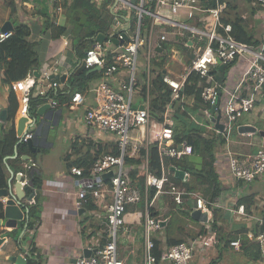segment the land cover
Instances as JSON below:
<instances>
[{
	"label": "built area",
	"instance_id": "2783aa9c",
	"mask_svg": "<svg viewBox=\"0 0 264 264\" xmlns=\"http://www.w3.org/2000/svg\"><path fill=\"white\" fill-rule=\"evenodd\" d=\"M41 1L47 6L50 16L63 13V4L66 0ZM116 1L135 10L137 18L132 26L117 33L109 30L108 36L102 41L95 39L76 50L79 56L77 75L82 77L87 71L99 67L102 75L98 84H90L84 93L73 92L65 104H60L54 98L48 99L45 104L49 110L61 109L63 105L69 111L82 109L86 128L91 130V134L109 135L111 140L107 144L108 151L112 148L115 150L114 154L106 152L98 156L87 174H84L81 168L74 166L70 168V174L77 179L79 185L74 211L81 210L89 197L95 198L97 205L105 210L104 244L97 248L87 247L90 255L79 257L75 264H123L118 251L121 233L126 232L123 215L129 206L141 202H143L141 215L143 256L140 264H162L166 261L189 264L195 249L207 247L215 242L214 232L170 246L161 254L158 262L152 254L154 248L152 236L160 228V222L164 221V218L151 213V208L159 195L169 196L176 204L193 201L194 209L205 211L208 215L214 208V203L208 202L194 191L191 185L185 184L190 178L187 172L183 171L184 180L181 184H176L172 180L174 174L171 168H179L174 162L193 153L191 145L186 142L174 143L173 124L176 108H173V105L179 100V107L185 110L183 107L185 83L192 73L199 75L206 82L200 94L205 107L200 109V112L202 118L208 122L200 123V126L214 130V125L210 122V109L214 107L215 114L220 112L221 115L220 122L224 125L222 132L227 134L240 116L261 107L264 96V40L253 45L234 38L231 35V26L221 21L223 4L218 3V0L216 6L211 8L204 7L206 0H138L137 5L129 0ZM255 3L264 7V1ZM203 14L213 21L209 31L202 28ZM180 15H183L185 21L175 19ZM53 23L58 25L57 17L53 19ZM173 28H177L181 36L183 32L179 29L189 32L185 38L177 40L189 50L187 56L189 62L186 64L174 59V55L178 54L181 55L180 59L185 57L174 46L170 48L171 60L182 68L176 73L167 71L164 66L161 75H158V79L169 88L170 93L169 103L159 116L151 111L150 106L151 54L152 48L156 51L164 42H177L168 38V33L172 32ZM12 34V30L4 32L0 26V43ZM113 40L121 44H114ZM63 43L66 44L65 38ZM139 55L142 57L140 65ZM108 57L110 63L107 64ZM236 60L244 62L245 67L238 82L229 88L218 80L215 71L224 66V70L219 71L224 73L227 66ZM61 73L60 67L53 65L45 67L37 78L28 75L25 79L9 85V90L18 95L16 112L18 118L27 117V123H31L32 119L28 116L30 98H43L49 92L56 93L57 88L61 86L56 76L60 77ZM139 98L144 101L137 104ZM189 114L187 113L188 116ZM48 123L51 125L52 122ZM40 137L36 127L30 126L27 128L25 126L22 134H16L19 142L32 141L33 145L34 140ZM225 139L228 143L227 135ZM152 144L157 146L161 171L159 176H155L149 166L148 153ZM38 149L42 150L40 147ZM226 152L233 180L246 184L264 175V145L243 159L234 157L228 148ZM125 159L142 161L143 190L132 185L125 176ZM108 171L112 172V176L104 181L101 175ZM20 176V183L24 188L28 185V179L24 173H20ZM151 189L154 193L150 198ZM0 200L5 204L7 198L1 197ZM237 211L242 215L243 206ZM258 224L263 226V230L256 237L251 234L247 237L261 245L264 244V216L259 218ZM229 245L239 249L240 241L235 239Z\"/></svg>",
	"mask_w": 264,
	"mask_h": 264
},
{
	"label": "trees",
	"instance_id": "16d2710c",
	"mask_svg": "<svg viewBox=\"0 0 264 264\" xmlns=\"http://www.w3.org/2000/svg\"><path fill=\"white\" fill-rule=\"evenodd\" d=\"M7 5L6 7L10 8L11 13H14V4L11 0H4ZM249 3L253 2H263L264 0H247ZM119 1L116 0H101L99 3L94 2L93 0H66L63 4V15L65 17L64 26L60 27L53 23V19L57 16H50L47 11L48 8L43 4L41 7L42 15V25L40 32L42 34H47L51 39L59 38L63 35L66 39V46L69 51L75 52L78 47L94 41L98 36L107 37L109 30L112 29V25L117 21L118 23L124 22V13L121 10H118L116 7ZM218 3H222L224 8L221 12V21L223 24H229L232 28L231 35L234 36L238 41L248 43V44H257L260 40L252 39L251 37L246 36L245 20L237 18L232 20L230 17L225 15V9L230 7L229 0H218ZM217 0H206L204 2V7H215ZM254 4V3H253ZM264 9V7H263ZM3 20V11L0 9V23ZM134 22V21H133ZM133 22H130L131 26ZM121 31L118 30L117 32ZM13 34L0 43V68L4 70L3 78L1 83L4 85H10L12 82L21 80L26 76H36L38 73V67L40 65L39 53L36 49L37 45L40 43V36L38 38H33L34 36L31 32V29L24 24L16 25L13 30ZM174 46L177 50L184 55L185 63L189 62L188 55L189 50L185 48L184 44L177 41L173 42H164L161 44L160 50L156 49V53L162 52L165 48H170ZM164 57V56H163ZM110 57H108L107 64L110 63ZM154 68L158 67L160 70L159 73L155 74L151 81L150 91L153 94V104L151 105V111L155 115H161L162 110L164 109L166 103L170 100L169 88L163 85L158 79V75H161L163 68L161 64L162 60L159 62L154 61ZM161 65V66H160ZM233 63L227 66L229 69ZM102 71L97 70L89 74H85L80 79L75 78L74 74H70L65 82L62 85V91L58 92H49L45 97H35L30 98L28 116L33 119L38 116V109L43 105L48 99L54 98L60 103H67L70 98V95L75 91H80L84 93L88 89V83L95 78L101 77ZM73 78V80H72ZM75 79V80H74ZM206 85L205 79L201 78L199 75L192 73L185 83L183 93L185 94V102L183 105L184 111L178 106L175 109L174 114V124H173V138L174 143L178 144L180 142H186L191 145L193 153L192 155H200L202 162L200 166L188 165L186 163L187 157L174 162L182 171H185L192 178L191 182H186L185 184L191 185L193 190L196 191L200 196L206 199L208 202H215V200L221 195L223 186L220 182L219 174L215 168V156L218 152V149L225 146L227 141L223 137L209 136L208 133L203 129L197 126H189L186 122L188 115V108L192 111H200L204 108L205 105L201 101V91ZM18 107L17 97L13 91H9L8 95V104H7V116L6 121L8 126L2 135H0V189L7 188V180L4 172V167L18 169L22 171V166L19 165L22 160V156H29L31 159H35V152L30 151L27 146V143L19 142L16 138V132L14 129V118L16 115ZM188 107V108H187ZM187 109V110H186ZM175 125V126H174ZM213 130V129H212ZM217 133L215 130H213ZM219 133V132H218ZM256 145L252 148L251 151L254 154L260 147L262 138L257 134H252ZM230 147V146H229ZM86 151H81L77 146V142L73 141L70 144V151H67L63 157L65 168L67 171H70L71 167L81 168L84 174H87L88 171L92 168L95 160L98 156L103 153L109 152L114 154V148L111 151L108 149L99 148L94 150V145L88 144L86 146ZM156 144H152L149 149L148 159L151 172L155 176L160 175V164L158 159V154L156 150ZM233 150V147H230ZM232 153V151L230 150ZM227 157V155H226ZM234 157L241 159L234 155ZM142 161L140 159H125V176L128 178L130 183L137 188L143 190L144 188V178H143V169L141 168ZM33 170V167H28L26 173L29 174ZM33 186L25 187V191L30 195L35 187H38L39 183L37 177H35V170L33 173ZM173 182L176 184H181V180L173 177ZM244 185V182H239ZM246 183L245 185H249ZM154 190L151 189L150 198L153 196ZM36 197V196H35ZM167 200V201H166ZM166 203V204H163ZM185 203V202H184ZM189 205V210H183V203L176 204L169 196L159 195L152 208L151 213L156 216H160V213L163 214V218H168V222L163 228H159L152 236L154 242V248L152 254L156 258V261H159L161 254L168 249L170 246L186 242L189 239H193L197 236H205L209 232H215L216 239L218 243L223 241V237L227 235L219 226L215 224L214 221H211L209 227L206 228L204 224L196 222L190 216V213L194 209L191 208V203L187 202ZM238 203L243 204V208L248 210L252 203L248 200L247 197H242L238 200ZM25 209V220L23 226L26 231H35L36 225L40 220V210L41 203L38 197L35 198L33 204L26 205L22 204ZM82 209L86 212L81 216L80 220V231L84 233L89 225H92V215L90 213L97 212L102 213L103 209L97 205L95 198L89 197L87 201L83 204ZM143 209V202L129 206V211ZM178 213L185 216L191 222L199 226V231L194 235H182L179 234L180 230L175 228V223H173V216ZM213 218L215 219V212L212 211ZM162 216V215H161ZM4 218L3 213V204L0 200V219ZM104 220V218H103ZM252 228V236L256 237L258 233L263 230V226H260L256 223ZM161 229H164L166 234L165 240L162 241L161 237L157 236V232ZM178 229V230H177ZM245 230V231H244ZM15 239L19 247H21V241L23 239L19 237V234L16 231L5 230L0 226V237H9ZM228 236V235H227ZM34 237V236H33ZM30 243L31 249H29L30 255L33 254L35 249V242L33 240ZM188 237V238H187ZM235 239H239L240 248L243 253L251 251L253 246V240L247 238L246 229H243L238 235L230 237L226 240L224 246L219 247L221 251L223 248H229V243ZM220 257H216L209 264H216ZM123 264H126V261H123ZM27 264H39L38 259L30 257L26 261Z\"/></svg>",
	"mask_w": 264,
	"mask_h": 264
},
{
	"label": "crops",
	"instance_id": "0c3cea01",
	"mask_svg": "<svg viewBox=\"0 0 264 264\" xmlns=\"http://www.w3.org/2000/svg\"><path fill=\"white\" fill-rule=\"evenodd\" d=\"M11 1L14 4V13H11L10 8L6 7L7 3L4 0H0V6H1L0 9L3 11V20L0 23V26L2 27L5 23L8 22L11 26V30H13V28L16 25L24 24L31 29V32L34 35L32 37L38 38L39 37L38 35L41 33L40 30L42 25V15L40 10H41V4L42 3L44 4V2L41 0H11ZM253 3L255 5L253 6L256 9H263V6L257 5L255 2ZM254 15L255 14H253V16ZM176 19L179 21H185L183 15H180ZM34 26L37 29L35 33H33L34 30L32 29ZM63 38L64 37L62 36V40ZM255 39L256 40L258 39L260 41L264 40V33L259 31L258 37ZM49 40L52 39L49 38ZM157 50H160V48H157ZM67 52L64 51L57 58L55 55H49V53H45V55L42 57L43 61H42V66L40 68L44 69L45 67H49L47 66L50 65L48 61L51 59H55L56 62H54L53 64L60 67L62 71L61 74H66V79H67V77L71 74V72L72 73L74 72L71 64H69V62L68 63L66 62ZM176 57L177 58L174 57V59L178 61L181 60L180 54L176 55ZM244 67H245L244 62L240 60H236L233 63V65L228 70L229 82L225 84L226 87L230 88L238 82ZM37 72L38 73L36 74V78L41 72L39 70V67ZM3 74H4V70L0 68V111L5 110L7 116L8 95L10 90H9V85H4L1 83ZM115 78L117 77L115 76ZM56 79L59 80V77L56 76ZM60 88L63 89V87L59 86L57 88V92L60 91ZM16 97L18 99L17 94ZM46 102L43 105L47 104ZM60 104H65V103H60ZM261 106H262V101H261ZM63 108H66V106L63 105V107L61 106V109H56V110L46 109L42 113V115L37 116V120L38 122H40L38 132L39 135H41V137L40 139L34 140L35 142L34 147L35 146L37 148L40 147L42 148V150L36 152L35 159L21 160L19 165L22 166V171L24 172V175L28 180H29V174L26 173L27 168L33 167V169L35 170V177H37V181L35 182H38L39 185L38 187H35L34 191L31 193L33 194L31 201H26L24 198L22 200V203L23 204L25 203L26 205L33 204L35 198L38 197L41 203L40 220L36 225V229L34 232L30 230L29 231L25 230L24 233H22V235L20 236L23 230V223L25 220V209L22 206L21 210L23 212V218L21 220L22 226L20 228H9V227L1 226V228L8 231L11 230L16 231V233L19 234V237L20 238L23 237V239L21 241V247H19L15 239L12 238L11 236L4 237V242L0 246V264H15V262L9 261L8 258L17 255H21L22 257L25 258V264H27L26 261L30 257H33L34 259H38L39 264H75L76 260L79 257L83 256V250L85 248L101 247L105 242L103 216L101 217L97 212L90 213V215H92L93 218L92 221L93 223L92 225L88 226V228L84 233H81L79 222L81 220L82 215L80 216L78 215V212L74 211V202L76 200V193L77 190L79 189L77 179L72 177L70 171H67V169L65 168V165H61L60 160H58L57 166H54V164H50L52 160H50L51 154L49 153L52 152L55 144L53 140H50L51 138L50 134L52 130H57V128L60 127L61 120L65 121L63 125L65 128L66 113L68 112L64 111ZM260 108L261 107L257 108V110ZM187 113L189 114L190 112L187 111ZM196 119L197 118H195L190 113L186 120L191 121L188 123L189 126H193V125L197 126L200 125V123H206L204 121L197 122ZM17 120H18V115H16L14 120L15 131L17 126L16 125ZM49 121L52 122L51 125H49L48 123ZM195 122H197L198 124ZM243 125H250V124L244 123ZM7 126H8L7 121L0 122V135L3 134ZM25 126L27 128L28 126H30V123L25 124ZM260 130L264 131V128H260ZM87 131L89 134H91V131H89V129H87ZM104 135L107 134H102L100 136H104ZM241 135L245 138H248V140H243V139L233 140V144L235 146L233 147L232 154L243 159L253 154L251 151V146L253 145L252 141L254 140V137L253 135L250 134H241ZM107 136L111 139L109 135ZM72 138H70V140ZM87 144L95 145L93 141ZM261 145H264V138H262L260 146ZM99 148L108 149L109 145L99 146ZM225 160L227 162V165L225 169L222 170L221 172L217 170V164L215 162V168L219 174L220 182L223 186L221 195L215 200V202H213L215 219L213 218L212 213H210L208 215V221L202 224H204V226L208 228L211 221H214L215 224L219 226L228 236L225 235L223 237V241L220 243H218L216 239L213 244L207 247L197 248V250H199L200 256L204 254H208V251H217L216 257L219 256L221 258L223 250H227L230 248L235 249L229 245L230 246L229 248L227 249L223 248L221 251L219 250V247L221 248V246H224L228 238L230 237L232 238L234 237V235H238V233H240L243 229H246L247 236L249 234L252 235V228L255 225H257L256 223H258L259 218L264 216V208H263L264 175L254 180L249 185L240 184L238 181L232 179L228 166V159L225 158ZM4 172H5L6 180H8L10 175L9 172L16 174L17 172H21V171H19L18 169L16 170L15 168L8 167V165H6L4 167ZM186 182L189 181L187 180ZM25 187H24V191H25ZM10 189H11L10 193L13 194L12 185ZM28 196L29 194L25 191V197ZM7 197L8 195L6 196V198ZM242 197H247L248 200L252 203V205L248 210L243 208V214L241 215L238 214L237 209L240 206H243V204L238 203V200ZM4 206L5 204H3V209ZM84 214H86V212ZM161 215L162 213H160V216ZM174 217L178 218L181 221L179 225L178 224L175 225V228L178 227V229L180 230L179 234L194 235L199 231V226L191 222L185 216L177 213V215ZM141 220L142 218L132 226L134 227L135 230L140 229V235L142 232ZM163 220L165 221V224L168 222V218H165ZM165 224L160 228H163ZM138 226H140V228H138ZM127 228L128 226L126 227V232L121 233L119 244L124 245L123 249L130 250V246L135 242V240H137V235L135 234V238H133V236H131L129 233L130 231H128L130 228L129 229ZM157 234L159 235V237H161L162 241L165 240L166 234L164 232V229H161L159 232H157ZM32 237L35 242V249L33 250V254L30 255L29 249H31L30 243L32 241ZM141 239H143V236ZM190 240L192 239L188 238L187 242H189ZM254 242L255 241H253V243ZM211 246H213L212 250H208L211 249L210 248ZM246 255L252 256L255 259H259L262 262V264H264V244L260 245L259 243L255 242L251 247V251L247 252ZM193 257L194 255L192 256V258ZM126 264L129 263L127 262Z\"/></svg>",
	"mask_w": 264,
	"mask_h": 264
},
{
	"label": "rangeland",
	"instance_id": "374dc122",
	"mask_svg": "<svg viewBox=\"0 0 264 264\" xmlns=\"http://www.w3.org/2000/svg\"><path fill=\"white\" fill-rule=\"evenodd\" d=\"M101 1V0H100ZM99 0H94V2L99 3ZM132 2V4L137 5L139 3L138 0H129ZM118 2V1H117ZM42 3V2H41ZM230 7L225 9V15L227 17H230L232 20H235L237 18L244 19L245 22V31H246V36L251 37L252 39H255L258 37L259 31L264 33V9H256L254 4L247 2L246 0H229ZM45 5V4H44ZM254 5V6H253ZM1 7V6H0ZM41 7H43V3L41 4ZM118 10H121L124 13V22L118 23L117 21L112 25V29L110 31H113L114 33H117L118 30L120 29H128V27L131 26L130 22L135 21L137 18L136 12L133 8L123 4L122 2L119 1L117 7ZM224 8V6H223ZM222 8V10H223ZM48 11V10H47ZM49 14V13H48ZM253 14H255L253 16ZM204 17L203 21L204 24L202 25V28L205 31H209L211 29V25L213 21L204 14L201 15ZM57 19L59 21L58 26L62 27L65 24V17L62 14L57 16ZM176 19V18H175ZM34 31L33 33L36 32L35 26L32 28ZM172 32L168 33V38L171 41L175 40H182L185 38V35H188L189 32L183 29H179V31L183 32V36H181L178 33L177 28L171 29ZM112 32V33H113ZM111 33V34H112ZM40 36V43L36 47L39 57H40V65H39V70L42 71L43 68H40L42 66V61H43V56L45 53H49V55H55L56 58L63 53L64 51L67 52V58L66 62L71 64L72 69L74 72L71 74H74L75 78L80 79L79 76L77 75V71L79 68V56L77 53L69 51L66 45H64L62 42V36L56 39L49 40V37L47 34H39ZM51 39V38H50ZM154 46V44H153ZM164 56V57H163ZM175 58L176 55H174ZM55 58V57H54ZM138 59L140 60L139 65L142 62V57L141 55L138 56ZM162 60V67L165 66V69L167 71H174L176 73H179L181 71V65L175 63L174 61L171 60L170 57V50L169 48H165L164 51L160 53H156L154 49L152 48V54H151V65H150V78L151 80L153 79L154 75L159 73L161 69L158 67L154 68L153 62H159ZM48 61V60H47ZM182 62H185V59L182 57L181 58ZM50 65H55L53 64L56 62L55 59H51L48 61ZM59 63V62H57ZM47 65V66H50ZM160 65V66H161ZM141 69L143 70L144 67ZM230 69V68H229ZM227 69L224 73H221L219 71H215L216 77L218 80L225 86L228 81V70ZM72 70V71H73ZM43 79V78H42ZM73 80V78H72ZM75 80V79H74ZM100 80V77L92 79L89 83L88 86L91 85H97L98 81ZM62 87V85H61ZM60 91H62V88H60ZM170 95V94H169ZM141 101H144L142 98H139L136 103L140 104ZM169 103V101L166 103V105ZM153 104V94L152 92L150 93V106ZM165 105V106H166ZM180 105V101H176L175 104L173 105V108H176L177 106ZM188 108V107H187ZM64 111H67L66 113V125L64 128V123L65 121L61 120L60 122V127L57 128V130H52L50 134V140H53L54 147L51 154L50 164H54V166H57L58 160H60L61 165H65L64 160H63V155L69 151L70 149V144L71 142H77V146L80 148L81 151H86V146L88 145L87 143L94 142V150L98 149L99 146H104L109 143L111 140L107 135L100 136L97 133L94 134H89L86 125L83 121V110L79 109L78 111H69L66 108H63ZM187 110V109H186ZM188 111L195 117L197 118L196 121H204L208 124V122L202 118L201 112L200 111H192L190 108H188ZM187 123L191 121H186ZM195 122V123H197ZM244 123L252 125L256 130H260V128H264V97L262 99V106L260 109H255L254 111H251L249 113H244L242 116L238 118L236 122H234L229 130V132L226 134V132H217L215 133L212 129L203 127L198 125L200 128H203L209 136H216V137H223L228 139V143L219 148L218 152L215 156V162L217 164V170L221 172L222 170L225 169L227 162L225 158L228 159V155L226 153V148L232 151L230 147H234L235 145L233 144V140L235 139H243V140H248V138L243 137L240 132L238 131L239 126L243 125ZM198 124V123H197ZM188 125V124H187ZM175 126V125H174ZM73 137V138H72ZM70 138H72L70 140ZM253 138V137H251ZM70 140V141H69ZM252 148L256 145L255 139L252 141ZM230 146V147H229ZM227 155V157H226ZM202 162V158L200 155H192L187 157L186 163L188 165H194V166H200ZM189 182L192 183V178L188 179ZM167 201V200H166ZM191 202V208H193L194 203L193 201ZM166 204V203H165ZM183 210H189L188 203H183ZM193 211V210H192ZM105 210L102 211V213H99V215L102 217L105 214ZM191 214V213H190ZM142 211L135 210V211H129L127 210L124 215V224L125 226L129 229L130 235L135 238V234L137 235V240L130 246V250L123 249L124 245L119 244V258L122 259L123 261L128 262L129 264H140L142 261V256H143V239L142 238V232L140 235V229L135 230L134 227H132L137 221H139L142 217ZM177 213L174 215L176 216ZM173 216L172 220L175 225H179L181 221L178 218H175ZM160 218H163L160 216ZM95 219V218H94ZM140 228V226H138ZM157 236H159L157 234ZM142 240V241H141ZM187 242V241H186ZM208 249V250H212ZM207 251V250H206ZM194 257L190 259L189 264H208L212 259H214L217 256V251H208V254L201 255L199 254V250L195 249L194 251ZM163 264H174V262L171 261H166ZM216 264H262V262L259 259H255L252 256L246 255L243 253L241 250H236V249H227L222 251V257L216 262Z\"/></svg>",
	"mask_w": 264,
	"mask_h": 264
},
{
	"label": "water",
	"instance_id": "95a60500",
	"mask_svg": "<svg viewBox=\"0 0 264 264\" xmlns=\"http://www.w3.org/2000/svg\"><path fill=\"white\" fill-rule=\"evenodd\" d=\"M2 31H8L11 30V26L10 24L7 22L5 23L2 27H1ZM104 39V37L102 36H98L96 38L97 41H102ZM114 44H121V42H117L116 40H113ZM99 67H96L90 71H87L85 74H89L91 72L97 71L99 70ZM224 70V66H220L219 67V71H223ZM66 79V74H61L59 77V81L61 84H63L65 82ZM48 109V105H43L38 109V115H42V113ZM210 122L213 123L214 125V130L218 131V132H222L224 125L220 122L221 120V115L219 114L220 112H218V114H215V108L211 107L210 109ZM6 121V111L5 110H1L0 111V122H5ZM28 122L27 117H20L17 120L16 123V134L20 135L23 133L24 129H25V124ZM40 125V122H38L37 118H33L30 126L31 127H36V129L38 130ZM91 131V130H89ZM238 131L240 132V134H255L257 133L260 137L264 138V131L262 130H256L252 125H241L238 128ZM27 146L30 149V151L32 152H39L40 150L38 148H34L33 142L32 141H28L27 142ZM22 160H29L31 159L29 156H22L21 157ZM174 174L175 178H178L180 180H184V172L182 170H180L179 168H171ZM9 178L7 180V188L6 189H0V197H7V200L5 202V206L3 209V213H4V218L0 219V226L3 227H9V228H20L22 226L21 224V220L23 218V212L21 210L22 207V200L25 198L26 201H31L33 194H30L28 197H25V191L24 188L22 187L21 183H20V172H17L16 174H13L12 172H9ZM33 173H34V169L30 171V178L28 180V186L32 187L33 186ZM112 176V172L108 171L104 174L101 175V178L106 181L108 180L110 177ZM13 181V184H12ZM12 185L13 188V194L10 193V187ZM85 213L84 209H81L78 211V215H83ZM191 218L193 220H195L196 222L199 223H206L208 221V214L205 211H200L198 209H195L191 212L190 214ZM165 224V221L160 222V227H162ZM25 231V227L23 226V230L20 234V236L22 235V233H24ZM4 242V237H0V246L2 245V243ZM28 255V254H27ZM89 252L88 250L85 248L83 250V256H89ZM9 261L15 262V264H25V258L22 257L21 255H17V256H11L8 258Z\"/></svg>",
	"mask_w": 264,
	"mask_h": 264
},
{
	"label": "clouds",
	"instance_id": "9594fccd",
	"mask_svg": "<svg viewBox=\"0 0 264 264\" xmlns=\"http://www.w3.org/2000/svg\"><path fill=\"white\" fill-rule=\"evenodd\" d=\"M14 120H15V118H14ZM16 132V131H15ZM36 153V152H35ZM181 170V169H180ZM20 173H24L23 171H21ZM182 181V180H181ZM186 183V182H185ZM0 199H1V197H0ZM3 204V203H2ZM193 210H195V209H193ZM212 213V212H211Z\"/></svg>",
	"mask_w": 264,
	"mask_h": 264
}]
</instances>
